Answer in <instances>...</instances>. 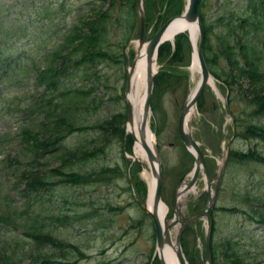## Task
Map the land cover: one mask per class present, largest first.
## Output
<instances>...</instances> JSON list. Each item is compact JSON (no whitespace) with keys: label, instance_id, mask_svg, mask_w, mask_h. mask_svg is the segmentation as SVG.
<instances>
[{"label":"rangeland","instance_id":"obj_1","mask_svg":"<svg viewBox=\"0 0 264 264\" xmlns=\"http://www.w3.org/2000/svg\"><path fill=\"white\" fill-rule=\"evenodd\" d=\"M107 1L0 0V212L11 210L12 215L8 223L0 219V232H22L21 221L17 219L21 216V211L30 212L37 209L42 215L50 212L55 216L68 214L70 217H67V220L72 224L59 226L60 232L63 238L77 243L84 254V257L74 264H160L154 227L144 210L149 187L142 172L148 162L132 160L127 156L132 151L133 139L125 133L126 118L122 124V139L115 135L109 136L108 132L105 137L109 136V139H106L103 153L82 165L84 168L95 170L119 166L122 172L120 175L112 176L110 173L111 179L103 182L66 186L58 188L53 194L42 191L35 198L30 197L29 201L21 194L24 182L17 178L21 168L25 167L33 156V151H29L21 139L22 129L40 119H26L21 107L31 101L33 94L39 95L44 89V86L36 85L34 75L32 71L26 70V65L33 57L39 61L40 56L59 43L67 29L84 13L77 29L82 32L86 30L83 28V22L94 18L100 8L105 9ZM94 2L97 10L87 12ZM185 2L186 0L184 5ZM155 4L158 5V2ZM244 4V0H204L203 16L206 23L212 25L213 48L216 49L217 36L222 31V27L218 25V17L223 11L233 13L240 10L241 14ZM143 8L148 19L144 34L147 40L169 17L164 16L167 5L149 11L147 3L143 0ZM137 31L138 24L126 37L121 35L120 29L115 26L114 32L110 34L111 48L119 59L107 64L96 62L88 67L89 71H96L88 86L95 78H100L96 94L93 95L100 106L89 114L91 121L100 122L115 113H125L127 117L126 74L128 66L136 57ZM175 38L176 35L172 40L166 41L173 46ZM181 40L184 54L180 60L173 62L169 59L170 56H167L163 61H159L158 52L155 55L154 78L164 68L167 73L173 75L174 80L164 90L151 95L148 116V125L155 136L154 145L160 159L161 201L168 207V219L173 217L175 192L180 189L182 182L189 180L194 166V160L178 134L177 122L183 103L199 80L200 71L191 68L194 48L189 35L185 32ZM198 40L199 32L197 42ZM78 42L80 40L76 43ZM216 54H219L218 50ZM19 64L21 67H18ZM219 65H226L227 68L229 66L220 56ZM78 76L79 74L70 81L81 83L83 78ZM235 78L240 87L248 88L249 84L241 75ZM154 83L153 79V89ZM239 86L226 83V77L224 79L223 75L217 78L211 74V81L187 119L189 131L205 154L206 164L210 169L211 191L216 180L215 173L219 171L229 147L243 152L254 149L264 158V138H245L239 135L244 129L243 124L248 125L250 122L264 129V115L256 116L252 113L249 101L244 99V91L238 88ZM92 136L90 131L82 135L75 133L68 136L62 145L71 147L79 139H87L89 142ZM36 164V168L40 170L56 167L60 164V158L57 155H47ZM206 185L205 174L201 170L194 190H187L183 197L186 200L201 194L194 200L195 204L183 206L185 213H189L194 207L198 210L205 207L208 199ZM212 216V237L215 243L228 241L232 250L240 254L243 264H264L263 161L243 159L228 163ZM178 226L179 224L170 229L172 235L176 234ZM205 231V219L194 222L184 235V243L194 258H197V253L199 257L203 254L202 258L206 264ZM194 233L197 236H194ZM21 241L24 244L22 239ZM23 261L29 262L28 259Z\"/></svg>","mask_w":264,"mask_h":264},{"label":"trees","instance_id":"obj_2","mask_svg":"<svg viewBox=\"0 0 264 264\" xmlns=\"http://www.w3.org/2000/svg\"><path fill=\"white\" fill-rule=\"evenodd\" d=\"M244 1L241 14H239L240 10L233 13L223 11L218 17L220 22L218 25L222 27V31L217 36L216 49L220 55L216 54L217 50L212 47V25L206 23L202 9L204 0L200 1L199 9L204 34L203 52L213 76L219 78V75H223L224 79L226 77V83L233 84V86L235 84V87L239 86L235 81L238 75L246 80L249 84L248 88L242 86L238 88L244 91L243 97L249 101L248 105L252 113L262 116L264 115V0ZM107 2L105 9L100 8L94 18L83 22V28L86 30L82 32L77 29L84 13L67 29L59 43L40 56L39 61L33 57L26 65V70L32 71L36 85L44 86L39 95L33 94L31 101H27L21 107L26 119L40 118L35 124L24 127L23 135L21 134L26 148L33 151L29 163L21 168L17 176L21 182H24L21 194L26 197V201H29L30 197L35 198L42 191L53 194L58 188L103 182L111 179L110 173L112 176L122 173L119 166L102 167L99 170L82 167L86 161L94 160L103 153L106 139H109V136L115 135L121 140L124 135L122 124L126 118L125 113H115L100 122L89 119V114L100 106L93 98L100 78H95L92 86H88L96 72L95 70L89 71L88 67L96 62L107 64L117 61L119 58L111 48L110 34L117 26L121 35L127 37L135 27L137 28L138 22L136 0H108ZM156 2L158 5L155 4ZM144 3H147L149 11L167 5L164 16L170 17L182 11L184 0H144ZM94 10H97L95 2L87 12ZM147 20L145 12V25ZM184 36L185 33L176 35L173 46L169 42L161 44L158 48L159 61H163L167 56H170L169 59L173 62L180 60L184 54L181 40ZM79 40L80 42L76 43ZM219 56L232 69L229 66L227 68L226 65L221 67ZM18 67L21 65L19 64ZM167 72L163 68L156 74L152 96L171 85L174 77ZM78 74L79 78H83L81 83L71 82L70 80ZM242 127H244L243 131L239 132L242 137L264 138L263 127L253 122L248 125L243 124ZM89 131L93 134L89 142L87 139L86 141L79 139L71 147L62 145L68 136L75 133L82 135ZM107 134L108 138L105 137ZM47 155H57L60 158V164L43 170L36 168V163ZM243 159L264 162V158L260 157L254 149L243 152L229 147L224 174L229 162ZM34 167L36 169H33ZM190 210L197 211L198 209L194 207ZM10 212L11 210L0 212L2 222L8 223L12 219ZM40 212L37 209L30 212L21 211V216L17 219L21 221L22 232L17 233L15 230L0 232V264H74L84 257L82 248L77 243L63 238L60 232L61 227L59 226L66 227L72 224L70 220H67L70 216L68 214L55 216L53 212L42 215ZM211 220V263H242L240 254L232 250L228 241L221 244L214 242L212 237L213 216ZM57 221L60 223L58 224ZM188 230L189 227L184 230L181 237L183 252L190 264H204L203 254L200 255L202 259L198 253L197 258H194L193 253L187 250L184 235ZM195 235L197 236L196 233ZM24 259H28L29 262L23 263Z\"/></svg>","mask_w":264,"mask_h":264},{"label":"water","instance_id":"obj_3","mask_svg":"<svg viewBox=\"0 0 264 264\" xmlns=\"http://www.w3.org/2000/svg\"><path fill=\"white\" fill-rule=\"evenodd\" d=\"M199 2L200 0H186V4L184 7L183 12L180 14L174 15L169 17L160 27L159 29L154 33V35L148 39L145 40L144 36V9H143V0H136V5L139 11V24H138V40H137V47L140 45H143V43L146 42L145 52L147 56V67H146V94L143 102V117L139 125V134L141 136L142 145L144 146V149L146 150L148 161L152 167V172L155 175V187L152 194V208L148 210L146 208V205L144 206V210L148 214V216L151 218V221L153 223L154 232H155V240H156V247L158 252V258L160 264H166L164 259L161 256L162 249L165 247V245H174L175 254L178 259L179 264H189L185 258V255L182 251L181 244H180V238L183 230L189 226L193 221L205 218L207 229L205 234V258L208 264H211V257H210V250H209V242H210V224H211V214L213 207L216 204L221 178H222V172H223V164L219 169V172L216 176V182L214 185L213 190L211 191L210 187V180H209V169L207 167L206 161H205V154L203 153V150L199 143L193 138L191 132L189 131L187 127V115L191 108L196 104L197 99L207 86L210 81V72L207 67L204 54H203V30L202 25L200 21V13H199ZM176 18H181L182 21L185 23H193L196 22L198 30H199V42L196 49V58L198 61L199 69H200V78L197 82V85L194 88V91L191 96L188 97V99L185 100L183 103V106L181 108L178 122H177V129L178 134L180 138L182 139V142L184 146L187 148V150L192 154L193 160H194V166L191 171L190 179L186 182H182L184 185V191L191 189L197 180L198 174L200 170L202 169L204 171V174L207 178V194H208V201L205 206V208L199 212L191 213L188 215H185L182 211V207L192 201L195 197L185 200L184 202H178V197L180 196L179 189L176 190L172 208L174 212V217L172 219H168L167 217L163 219V222L161 223L159 216L157 214V208L159 203L161 202V184H162V174H161V166H160V159L159 154L156 148H154V151L145 143L143 140V135L145 133V130L148 125V116L150 111V98L152 95L153 90V79L155 75V71L152 69V63L154 54L156 55L158 46L165 41V39L162 38L163 33L165 32L166 28L169 26V24ZM182 31V30H181ZM179 31V32H181ZM178 33V32H177ZM176 33V34H177ZM135 60V58H134ZM134 60L127 68V74H126V88H125V97L130 89V76L132 73ZM128 64V60H127ZM126 109H127V117L126 122L132 121V106L130 102L126 99ZM226 111L228 112V109L226 107ZM157 164V167L154 166V164ZM179 224L177 228L176 234L171 236L170 234V227H173L175 225Z\"/></svg>","mask_w":264,"mask_h":264},{"label":"bare ground","instance_id":"obj_4","mask_svg":"<svg viewBox=\"0 0 264 264\" xmlns=\"http://www.w3.org/2000/svg\"><path fill=\"white\" fill-rule=\"evenodd\" d=\"M181 30L189 33L190 40L195 50V47L197 45L196 42H197V34H198V27L196 22L185 23L184 21H182L181 18H176L166 28L162 38L165 40L168 39L172 40L174 38V35ZM145 47H146V42L143 43V45L137 47L136 57L134 60V65L130 76V89L126 94V99L130 102L132 106V118H131L132 121L126 122L125 133L131 135L133 139L132 151L129 154H127V156L132 160L139 159L142 162L143 161L148 162V165L144 167V171L142 172V175L149 187V193L146 200V208L150 210L152 208V194L155 187V175L152 172V167L148 161L146 150L142 145L141 136L139 134V125L143 117V102L146 94L147 56L145 52ZM154 60H155V54L152 60L153 71H155L156 69V62H154ZM198 67L199 66H198L197 58L194 52L191 68L195 70L197 69L199 70ZM193 91L194 88L189 94V96L192 95ZM189 114L190 113H188L187 117H189ZM154 139L155 136L151 131L149 125H147L145 133L143 135V140L153 151L155 148ZM154 166L157 167V164L155 163ZM191 190H194V187H192ZM183 191H184V185H182L179 189L180 196L178 197V202H181L184 198ZM157 214L159 216L161 223L163 222V219L167 217L168 207L166 203H164L163 201H161L158 205ZM161 256L166 264H179L173 244L165 245V247L162 249Z\"/></svg>","mask_w":264,"mask_h":264}]
</instances>
